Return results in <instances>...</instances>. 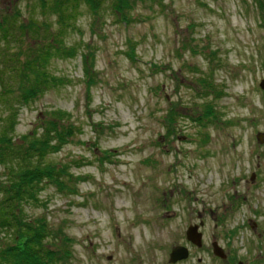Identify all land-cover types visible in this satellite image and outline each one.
<instances>
[{
	"label": "rangeland",
	"instance_id": "1",
	"mask_svg": "<svg viewBox=\"0 0 264 264\" xmlns=\"http://www.w3.org/2000/svg\"><path fill=\"white\" fill-rule=\"evenodd\" d=\"M259 2L145 0L129 23L119 22L109 3L100 19L81 7L75 30L63 37L77 57L49 66L63 84L20 107L12 134L19 143L54 112L76 129L43 164L83 178L77 193L43 183L38 201L23 204L29 221L46 220L55 243L70 240L66 264H170L176 247L189 253L176 264H264ZM16 13L19 24L39 26L40 46L45 30L49 36L59 28L38 0H0V16ZM86 52L95 57L92 85ZM3 103L0 97V119L9 113ZM5 172L0 165V189ZM195 225L200 248L186 239ZM213 243L225 260L213 254Z\"/></svg>",
	"mask_w": 264,
	"mask_h": 264
},
{
	"label": "trees",
	"instance_id": "2",
	"mask_svg": "<svg viewBox=\"0 0 264 264\" xmlns=\"http://www.w3.org/2000/svg\"><path fill=\"white\" fill-rule=\"evenodd\" d=\"M44 12L49 11L57 18L59 28L56 33L42 37L40 46L39 26L35 21L19 24L16 13L13 16H0V86L1 100L9 111L8 116L0 121V165L7 173V182L0 193V264H66L71 257L68 251L70 240L62 239V244L55 243L56 238L48 230L44 218L29 221L24 212V203L37 202L43 190L42 184L53 185L58 191L77 193L76 183L83 178L73 179L64 168L54 164H43L46 157L58 153L71 141L75 128L63 124L65 113L54 112L51 120L42 123L16 143L12 134L18 123V113L22 106L34 103L48 90L63 84L49 71L54 58L71 59L78 55L75 46H65L63 37L75 30V23L80 16L82 6L94 19H100V11L105 4L119 22L129 23L131 14L139 3L145 0H38ZM263 2L259 7L263 9ZM47 28V26H46ZM32 41V42H31ZM16 44H19L18 46ZM27 47L24 49L25 45ZM5 45V47H4ZM18 52L13 53L12 47ZM132 58V55H130ZM86 83L94 80L95 57L93 53L82 54ZM93 79V80H91ZM95 82V81H94ZM18 108H16V105ZM48 183V184H47ZM7 233H10L8 240ZM6 234V241L1 238ZM5 237V236H4ZM4 241V242H3ZM56 244V245H55ZM53 246V248H50Z\"/></svg>",
	"mask_w": 264,
	"mask_h": 264
},
{
	"label": "water",
	"instance_id": "3",
	"mask_svg": "<svg viewBox=\"0 0 264 264\" xmlns=\"http://www.w3.org/2000/svg\"><path fill=\"white\" fill-rule=\"evenodd\" d=\"M260 87L262 90H264V80L261 82ZM254 175H252L251 180H254ZM199 226H191L188 228V231L186 233V239L193 245L200 248L202 246V234L198 232ZM213 254L222 259L225 260L227 258L226 254H224L223 249L218 245V243H213ZM189 253L188 250L184 247H176L172 250L169 258L170 264H176L180 261H184L188 258Z\"/></svg>",
	"mask_w": 264,
	"mask_h": 264
},
{
	"label": "flooded vegetation",
	"instance_id": "4",
	"mask_svg": "<svg viewBox=\"0 0 264 264\" xmlns=\"http://www.w3.org/2000/svg\"><path fill=\"white\" fill-rule=\"evenodd\" d=\"M239 264H241V263H239Z\"/></svg>",
	"mask_w": 264,
	"mask_h": 264
}]
</instances>
